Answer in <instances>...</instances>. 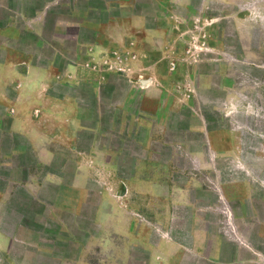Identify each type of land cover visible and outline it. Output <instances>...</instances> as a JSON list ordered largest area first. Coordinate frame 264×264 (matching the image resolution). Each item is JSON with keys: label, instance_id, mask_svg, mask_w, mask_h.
Instances as JSON below:
<instances>
[{"label": "rangeland", "instance_id": "1", "mask_svg": "<svg viewBox=\"0 0 264 264\" xmlns=\"http://www.w3.org/2000/svg\"><path fill=\"white\" fill-rule=\"evenodd\" d=\"M129 15L130 22L140 18L147 30H157L149 49L161 67L157 71L173 73L167 80L170 92L161 94L157 87V102L148 100L142 113L136 112L140 91L130 99L123 78L103 74L97 104L96 84L59 87L77 98L89 118L102 109V121L112 130L99 141L109 150L120 149L109 162L117 176L110 166L101 176L98 165L95 170L92 162L76 160L78 152H90L96 136L88 130L78 134L73 149L50 146L54 160L34 168L29 143L6 133L10 119L0 116V189L10 191L0 205V264H146L148 253L141 246L128 248L118 231L125 226L115 223L116 217L126 222L134 213L127 208L131 204L137 218L155 220L147 230L151 246L166 232L185 245L198 233L211 242L218 239L227 255L239 242L264 253V237L258 236L264 233V0H0V40L22 50L24 60L53 61L62 74L67 62L78 63L81 42L95 40V26L103 35L113 25L118 36L121 27L129 29ZM179 63L181 77L175 72ZM155 84L160 86L158 80ZM173 93L190 106L177 112L180 103ZM197 118L235 130L231 152L214 150L205 134L191 131ZM121 121L136 126L134 136L121 138L116 129ZM18 148L22 159L5 161L3 155ZM134 166L151 168L158 185L151 197L127 192ZM48 169L64 184L56 199L52 190L58 184L44 182L42 193L30 191L43 186ZM38 171L34 179L39 181L30 180ZM19 178L23 182H13ZM79 183L86 199L74 213L63 206L74 203L73 186ZM117 203L123 208L113 209Z\"/></svg>", "mask_w": 264, "mask_h": 264}, {"label": "crops", "instance_id": "2", "mask_svg": "<svg viewBox=\"0 0 264 264\" xmlns=\"http://www.w3.org/2000/svg\"><path fill=\"white\" fill-rule=\"evenodd\" d=\"M130 19L129 15L128 21L126 22V24L129 25V29L121 27V32H119L118 35L119 37L113 35L114 31L110 28L113 25L109 24L110 27L107 26L106 28L108 32L103 35H98V29H100V27L98 28V26H95V28L97 27L95 40L92 42H81L82 49L79 48L80 53L76 59H74L79 60L77 61L78 63L74 65L72 62H67L62 74L57 71L53 61L48 65L40 64L39 61L32 59L33 56H26L27 59L24 60L22 59L24 55L22 50H17L11 47L7 42L3 43L2 40H0V106L2 107L0 116L2 119L5 114L10 119L6 133L19 135L29 143L31 152L29 156L31 155V162L35 163L34 168H41L45 161L49 162L54 160L55 152L50 151V146L61 145L67 149H73L75 144H77L79 138L78 134L88 130L96 136V140L94 139L90 144V146H92V151L90 149V152H78V154H76V160L80 162L86 159L92 162V164H95L93 165L95 170H98V168L96 169V165H98L100 167L99 174L101 176L105 175L109 166L110 168L112 167L114 171L113 174L115 176L118 175V172L115 171L116 167L114 164L112 163L111 165L109 162L110 160H115L120 149L112 147V150H109L103 147L101 141H99V137H103L107 134L105 130H112V127L105 126L102 121V109H98L95 119L89 118L86 108H83L82 104L77 102V98L70 92H62L59 87L72 86L74 85L73 83L77 85L81 84V82L82 84H96L93 86L97 87L94 91L97 97V104L101 100L100 96H98V92L100 95L99 83L104 80L103 74L123 78L129 84V93L127 96H129L130 99L135 96L136 89L140 91V100L142 104L136 112L143 111L142 113L146 112L148 100L152 99L155 103L157 102V97L154 95L157 87H159L158 89L161 94L164 92L169 93V82H167V80L172 77L173 73L158 72L157 69L161 70V67L158 68V62L152 58L149 49L154 40L153 34H155L157 30H147L144 26L145 23L143 19H135L133 22H130ZM111 21L114 24L118 23V21L115 22L114 19ZM112 22L110 23L113 24ZM0 34H2V30H0ZM159 35L163 37V32H159ZM69 60L72 59L70 58ZM176 62L178 64L179 61L177 60ZM180 64L181 63L178 65V69H175L177 74H180ZM112 68L117 69L111 70ZM191 73L193 72L191 71ZM194 76V74L191 75V78H194ZM157 80L160 86L155 84ZM177 85L172 87H175V90L178 91V89L181 88L176 87ZM175 96L176 102L180 103L176 104L175 109L177 112L190 106V101L189 104H187L188 102L184 103V100H180L177 97V93L172 94V98ZM159 107L160 106L157 108ZM98 108H100V106ZM196 113L198 117L199 113ZM130 115L129 112H126L124 117L127 116L130 119ZM199 119L200 118H197V121ZM159 120L162 123V121H165V117ZM89 121H91L90 125L88 124ZM196 124L197 125H192L190 130L205 134L211 148L214 150L228 154L236 145L235 130L227 127H210L205 120L202 122L199 120ZM159 125H163V123ZM135 128L131 129L129 123L121 121L116 129L121 138L126 137L128 139L134 136ZM141 144L144 145V143ZM93 146H95V148ZM21 152L22 149L20 148L12 149L3 156L6 157L5 161L9 158L13 160L14 156L21 158ZM27 160L29 159L27 158ZM2 163L3 166H5V163ZM7 163L8 162H6V164ZM78 167L80 171L84 169L82 166ZM88 167L91 166L88 165ZM17 168H19V166H17ZM150 170V167L145 166L141 168L138 166L136 168V166H134L127 182V192L130 193L135 191L142 193L146 198L151 197V193H155L158 185L151 179L150 176L152 173ZM37 174L39 175V171L38 173H32L30 180L32 179L38 182L39 180L34 179ZM79 174L80 173L77 175ZM43 176L44 180L41 185H43L44 182L49 186L59 183V181L56 180V177L59 175L56 174L55 171L48 169ZM18 180L19 181L13 180V182H23L22 178ZM35 186H33V188L30 186L31 192L40 193L44 187V185L41 187L39 184ZM63 186L64 184H58L56 186L57 188L52 190L54 199L57 198L59 189ZM124 186L125 185L121 184L120 192L126 187ZM73 187L75 191H77V198L74 201L72 200L74 202L72 205L67 204V206H65L66 204H64L63 208L66 210L68 207L72 212L79 213L86 199L85 189L80 183L78 186L74 185ZM9 192L5 189H0V205L8 199L5 193L9 194ZM53 201L54 200H52V202ZM64 202L66 203V201ZM61 203L63 202L57 201L58 205H61ZM124 204H126L125 201ZM131 205L134 208H131L132 206L126 207L129 210L133 209V216L130 214L131 216L127 217L126 222L116 217L115 223L118 226H125V230L118 231H120L121 235L125 238L128 248L131 245L141 246L148 253L146 264H264V253L260 249H255L245 243L239 242L237 248L231 252V255H227L225 253L224 244L222 246L218 239L212 240L211 242L207 236L199 238L198 233L191 234L190 236L193 237V240H191L192 243L190 245H185L175 240L170 233L166 232L161 234L155 246H151L149 244L150 239L147 230L149 228L151 229L150 224L153 221L155 222V220L152 218H137L135 216V209L137 206L136 204ZM112 207L113 209L123 208L120 203L112 204ZM102 210L103 206H101V211ZM157 222L160 224L163 223L161 221H156V223ZM258 236L264 237V233L258 234ZM3 238L0 236V240Z\"/></svg>", "mask_w": 264, "mask_h": 264}]
</instances>
